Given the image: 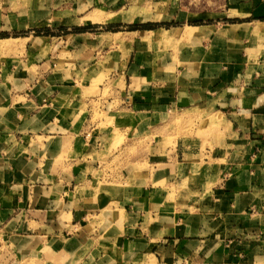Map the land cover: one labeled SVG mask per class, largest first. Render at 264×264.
<instances>
[{"label": "crops", "instance_id": "obj_1", "mask_svg": "<svg viewBox=\"0 0 264 264\" xmlns=\"http://www.w3.org/2000/svg\"><path fill=\"white\" fill-rule=\"evenodd\" d=\"M0 234L50 264H264V0H0Z\"/></svg>", "mask_w": 264, "mask_h": 264}, {"label": "rangeland", "instance_id": "obj_2", "mask_svg": "<svg viewBox=\"0 0 264 264\" xmlns=\"http://www.w3.org/2000/svg\"><path fill=\"white\" fill-rule=\"evenodd\" d=\"M121 29H115L114 31H119ZM38 35L40 33H37ZM8 45V44H7ZM106 97V92L103 95V98ZM116 104L107 105L106 110L104 108L100 107V103H93L92 109H93V119L99 120V124L101 126H107L111 127L112 125H115V122H112V119H114L116 114L115 110L117 107ZM106 111V112H104ZM176 115H173V119H176L177 123V131L178 135H181L180 139V146H186L190 145L184 139V134L187 131L190 130H196L198 132V135L202 132L200 129V125H196L197 123L191 122V121H182L178 119L177 115L182 114V112L175 113ZM117 125V124H116ZM119 126H116L114 129H118ZM115 135H118L111 143H114L112 147H118L121 145V138L119 136V133H116ZM167 139V145L173 146L174 142H172L171 138ZM201 142V143H200ZM207 142L206 137L198 138L197 140H194V144L199 145H205ZM199 147H202L199 145ZM22 241H27V244H24ZM41 242L45 243L46 239H41L39 237H32V236H24L23 235H8V234H0V264H50L49 259H47V253L45 249H40L39 246L41 245Z\"/></svg>", "mask_w": 264, "mask_h": 264}]
</instances>
